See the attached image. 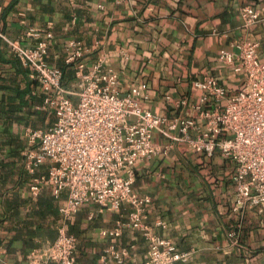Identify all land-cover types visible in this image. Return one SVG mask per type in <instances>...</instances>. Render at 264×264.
<instances>
[{"label":"crops","instance_id":"crops-1","mask_svg":"<svg viewBox=\"0 0 264 264\" xmlns=\"http://www.w3.org/2000/svg\"><path fill=\"white\" fill-rule=\"evenodd\" d=\"M245 5L264 15V0H0V27L24 46L37 42L32 33H52L46 60L56 66L66 64L67 42L80 40L88 68L102 59L103 69L117 75L121 96L132 94L142 107L172 118L170 101L195 102L200 91L193 82L206 75L231 94L240 89L244 75L219 60L221 49L233 51L235 42L250 38L264 58V27L241 26ZM30 72L0 41V264H30L29 253L52 241L63 224L65 194L55 196L47 185L32 195L30 186L47 164L31 173L22 155L24 128L43 129L54 113ZM154 141L167 150L137 160L133 189L150 198L146 228L188 254L176 264H263L264 208L246 210L238 226L232 161L157 133ZM129 210L128 204L116 212L84 203L65 222L77 239L74 264H100L103 256L106 264H142L147 245L141 230L107 233ZM112 252H123L121 262Z\"/></svg>","mask_w":264,"mask_h":264},{"label":"built area","instance_id":"built-area-1","mask_svg":"<svg viewBox=\"0 0 264 264\" xmlns=\"http://www.w3.org/2000/svg\"><path fill=\"white\" fill-rule=\"evenodd\" d=\"M241 26L249 30L264 27V15L250 5L240 9ZM38 38L24 46L10 39L0 27V41L14 56L30 67V77L44 92L43 104L52 108L55 121L43 129L24 128L27 146L22 155L26 168L34 173L47 164L46 171L30 186L32 195L49 185L53 194H65L59 211L63 224L56 237L28 255L30 264H74L77 239L66 232L72 219L86 202L100 209L119 212L130 206L127 219H119L107 233L119 236L124 227L142 231L147 257L142 264H176L187 260L186 252L175 251L171 239L148 230L144 225L147 195L134 191V166L139 159H150L166 148L154 141V134L172 143H183L196 153L211 156L218 151L234 164L235 203L238 226L246 210L264 208V58L260 44L245 38L234 43L235 50L221 49L219 60L244 75L240 89L231 94L213 75L195 80L200 91L195 102L187 97L172 103V118L142 107L134 95L121 96L118 78L111 68L103 69L99 59L88 68L84 44L70 39L65 63L72 65L73 80L63 85V69L46 60L49 39ZM172 143L167 148L172 146ZM121 262L122 253L112 252ZM100 264H106V256ZM264 264V263H263Z\"/></svg>","mask_w":264,"mask_h":264},{"label":"trees","instance_id":"trees-1","mask_svg":"<svg viewBox=\"0 0 264 264\" xmlns=\"http://www.w3.org/2000/svg\"><path fill=\"white\" fill-rule=\"evenodd\" d=\"M59 67H61L63 69V80H62V84L65 86V85H67V83L70 80H73V78H74L73 66L72 65H67V64H62ZM37 115H38V113H37ZM55 119H56L55 114L53 112H50L49 113V123L54 122ZM35 171H37V170H35Z\"/></svg>","mask_w":264,"mask_h":264},{"label":"rangeland","instance_id":"rangeland-1","mask_svg":"<svg viewBox=\"0 0 264 264\" xmlns=\"http://www.w3.org/2000/svg\"><path fill=\"white\" fill-rule=\"evenodd\" d=\"M49 125V124H48Z\"/></svg>","mask_w":264,"mask_h":264}]
</instances>
